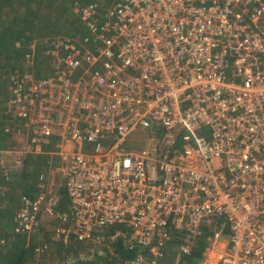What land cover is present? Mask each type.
I'll list each match as a JSON object with an SVG mask.
<instances>
[{
	"label": "built area",
	"instance_id": "built-area-1",
	"mask_svg": "<svg viewBox=\"0 0 264 264\" xmlns=\"http://www.w3.org/2000/svg\"><path fill=\"white\" fill-rule=\"evenodd\" d=\"M73 12L88 36L49 40L47 78L29 72L34 41L8 81L4 115L23 120L28 139L0 148V180L29 157L60 164L20 199L14 233L35 237L40 218H57L52 241L83 243L89 259L122 241L140 252L116 264H167L182 244L178 264L204 237L198 264H264V0ZM135 132L144 139L128 141Z\"/></svg>",
	"mask_w": 264,
	"mask_h": 264
},
{
	"label": "trees",
	"instance_id": "trees-1",
	"mask_svg": "<svg viewBox=\"0 0 264 264\" xmlns=\"http://www.w3.org/2000/svg\"><path fill=\"white\" fill-rule=\"evenodd\" d=\"M90 3L97 4L98 8L100 6L104 13L105 8H110L115 0H0V142L3 141V137L9 135L3 132V129L10 128L9 123L5 122L9 117L4 115L6 111L4 102L9 96L8 79L6 80L5 75L9 72L13 75L14 71L20 72L23 69L30 52L28 46L34 41L39 48L37 47L34 54L32 65L36 66L38 63L36 59L41 57L38 59H43L45 63L40 62L39 65L43 67L45 64V67L48 66L50 69L49 60L45 55L49 40L54 37L81 39L87 37V30L74 14L73 7L75 4L86 6ZM47 158V156L36 157V159L29 157L24 163L23 171L12 175L10 182L13 181V183L0 181V264H31L36 256L35 248L41 244L50 246V243L44 240L40 242L34 236L28 238L14 233L13 222L14 210L17 207L15 196L20 195L21 199L22 197L32 198L35 195L37 178L46 168ZM62 200L63 206L64 198ZM108 234L111 232L109 231ZM75 242L77 241L71 239L66 245H55L56 250L57 248L62 250L59 253H63L61 259H65L64 264L117 263L119 260H131L140 252L138 247L131 248L122 241H117L103 249L102 256L94 254L89 259L87 255L84 258L83 254H80L84 244L79 242L80 247L76 248ZM174 243L178 242L174 241L171 245ZM204 244L203 237L189 255H182L179 258L178 264L199 263L202 259ZM178 246L179 244L174 245L173 250Z\"/></svg>",
	"mask_w": 264,
	"mask_h": 264
},
{
	"label": "rangeland",
	"instance_id": "rangeland-1",
	"mask_svg": "<svg viewBox=\"0 0 264 264\" xmlns=\"http://www.w3.org/2000/svg\"><path fill=\"white\" fill-rule=\"evenodd\" d=\"M45 36H47V35H45ZM43 38H46V37H43ZM38 48H39V46H38ZM36 50L34 51V54H36ZM38 51H40V50H38ZM38 58H41V57H38ZM38 58L36 59L38 61L37 65L36 66L32 65V68L29 69V72H30L31 76L34 78L35 77H40V78L46 77L47 78L48 75L51 74V67H50V69H48V66L45 67V64H43V67H41V65H39V63L40 62L45 63V61L43 59H38ZM26 68L27 67H23V69L20 72L25 71ZM15 72H19V70H16L13 73H15ZM11 76H12V74H10V72L7 75H5L6 80L8 79L7 81H9V78ZM7 88H8V84H7ZM14 116H16V115H14ZM7 117H9V118H8V120H5V122L9 123L10 127H12L13 129H12V131H10V134L7 137L2 138L3 141L0 142V146H3V147L5 146L7 148L9 146H15L17 144L23 145L26 142V139H28V134L26 131L25 122L21 119H19V121H16L17 119L12 117V116H7ZM143 139H144L143 134H141L139 132H135L134 134H132L128 138V141L136 142V141H142ZM57 160L58 159L56 157H53L51 160H49V162L47 160L46 168L42 172L46 171V173H47L48 171H53L51 174L53 176L51 178H53L56 175L60 176L57 173H55V170L60 165ZM61 182H62V180L60 177L55 178V183L59 184ZM58 210L62 211V212H67V208L65 207V204L63 206H62V204L59 205ZM40 219L41 220H40L39 228H38L39 232L35 233L36 234L35 238H37L40 242L44 240L45 242L50 243V246H49L50 252L42 258H39L38 256H34L33 262L31 264H63L64 260H65V259H63V260L61 259V256L63 255V253H59V252H62V250H59L58 248L56 250L55 245L58 243L52 241V239H51V230L54 227H57L60 225L58 219L57 218H46V217H43ZM220 243H225V240H220ZM181 245L182 244H180V246ZM74 246L76 248H78V247H80V243L77 241V242H75ZM87 248H88V246H86L84 244V247L82 249V253H80V254H83L84 258L86 257L85 255H86ZM178 249L179 248L177 247L176 249H174V250L172 249V251L169 252L167 258L170 257L171 259H167V264H172L173 262H174L173 264H176V261H177L176 254L178 252ZM99 252H102V249H99ZM94 254H96V252H93V255ZM102 255H103V253H102ZM211 260H215V256H213L211 258Z\"/></svg>",
	"mask_w": 264,
	"mask_h": 264
},
{
	"label": "bare ground",
	"instance_id": "bare-ground-1",
	"mask_svg": "<svg viewBox=\"0 0 264 264\" xmlns=\"http://www.w3.org/2000/svg\"><path fill=\"white\" fill-rule=\"evenodd\" d=\"M116 230H123V228H121V227H117V226H114V227H111V228H109V229H107L106 230V234H108L109 233V231L111 232V233H114V231H116ZM108 235H110V234H108ZM108 239V238H107ZM114 241H112L111 243H113ZM102 251H103V249H102ZM107 264H116L115 262H108Z\"/></svg>",
	"mask_w": 264,
	"mask_h": 264
},
{
	"label": "crops",
	"instance_id": "crops-1",
	"mask_svg": "<svg viewBox=\"0 0 264 264\" xmlns=\"http://www.w3.org/2000/svg\"><path fill=\"white\" fill-rule=\"evenodd\" d=\"M36 44H37V42H36ZM37 45H38V44H37ZM37 47H38V46H37ZM37 47H36V49H37ZM0 148H3V146H0ZM61 180H62V179H61ZM0 181L3 182L2 180H0ZM3 183H9V182H3ZM10 183H13V181L10 182ZM61 183H62V182H61ZM61 183H60V184H61ZM37 185H38V181H37ZM34 196H35V195H34ZM34 196H33V197H34ZM33 197H32V198H33ZM15 201H16V204H17V207H16V209H17V208L19 207V204H20V195H19V196H15ZM16 209H15V210H16ZM15 210H14V211H15ZM101 256H102V255H101Z\"/></svg>",
	"mask_w": 264,
	"mask_h": 264
}]
</instances>
